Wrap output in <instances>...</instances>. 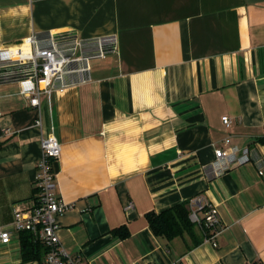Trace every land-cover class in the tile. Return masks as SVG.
Returning a JSON list of instances; mask_svg holds the SVG:
<instances>
[{
    "label": "crops",
    "instance_id": "crops-1",
    "mask_svg": "<svg viewBox=\"0 0 264 264\" xmlns=\"http://www.w3.org/2000/svg\"><path fill=\"white\" fill-rule=\"evenodd\" d=\"M47 31L116 40L89 81L41 97L62 144L57 196L73 205L59 218L68 254L82 264H264V0H0V48ZM37 117L18 84L0 86L1 231L35 195ZM231 147L250 161L215 176V152ZM197 195L219 210L217 248L197 226L196 246L188 234H153L146 214ZM123 226L130 235L119 239ZM21 246L17 233L0 242V264H40L24 263Z\"/></svg>",
    "mask_w": 264,
    "mask_h": 264
},
{
    "label": "built area",
    "instance_id": "built-area-1",
    "mask_svg": "<svg viewBox=\"0 0 264 264\" xmlns=\"http://www.w3.org/2000/svg\"><path fill=\"white\" fill-rule=\"evenodd\" d=\"M115 49V38L84 41L74 32L52 31L34 33L17 46L0 48V86L9 83L20 86L21 94L29 100L30 107L38 111L34 126L41 133V159L34 178L32 204L26 209L15 210L12 230H0V242L7 245L14 233L30 232L34 240L47 249L44 264H82V260L69 255L58 237L59 218L73 205L57 196L54 165L61 158L62 144L56 136V126L44 125L41 97L86 83L90 80L92 62L105 59ZM222 121L226 127L232 124L227 116ZM3 133L11 136L13 131L7 129ZM225 143L228 145L230 141ZM215 155L216 162L212 166L215 176L251 159L248 149L240 150L238 147L219 149ZM260 174L264 175V168ZM132 208L133 203L125 206L126 211ZM188 208L190 221L203 231L205 241L217 248V237L222 232L217 206L203 195H197L188 201Z\"/></svg>",
    "mask_w": 264,
    "mask_h": 264
},
{
    "label": "trees",
    "instance_id": "trees-1",
    "mask_svg": "<svg viewBox=\"0 0 264 264\" xmlns=\"http://www.w3.org/2000/svg\"><path fill=\"white\" fill-rule=\"evenodd\" d=\"M259 142L264 145V138ZM188 202L179 204L161 213L150 212L146 214L149 227L156 237L165 238L172 241L177 237L190 235L193 238V244L196 246L202 239L198 236V228L190 221ZM113 235L119 239H126L130 233L126 226L113 231ZM22 244V261L24 263L38 261L44 264L47 249L34 240L30 232L20 234ZM249 264H260L258 262Z\"/></svg>",
    "mask_w": 264,
    "mask_h": 264
}]
</instances>
